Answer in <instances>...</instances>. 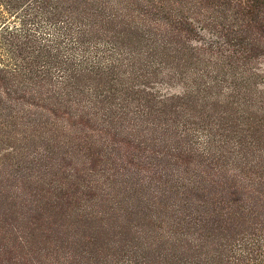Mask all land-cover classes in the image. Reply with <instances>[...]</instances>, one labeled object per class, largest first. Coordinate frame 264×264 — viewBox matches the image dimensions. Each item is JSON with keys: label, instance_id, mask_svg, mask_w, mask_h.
<instances>
[{"label": "trees", "instance_id": "trees-1", "mask_svg": "<svg viewBox=\"0 0 264 264\" xmlns=\"http://www.w3.org/2000/svg\"><path fill=\"white\" fill-rule=\"evenodd\" d=\"M205 3L243 14L208 30L218 20L196 11ZM263 21L264 0H0V126L7 116L25 127L33 117L55 127L66 118L95 121L92 111L117 105L102 119L105 134L115 121L164 132L166 142L135 137L149 154H167L149 162L156 169L138 167L166 187L160 232L146 233L150 241L119 236L77 264H264L256 218L264 220L263 156L254 150L264 142V89L260 69L247 64L258 60L253 39H264L252 24ZM252 31L258 37L248 42ZM172 83L181 94L158 87ZM193 156L213 165L209 174L193 178L164 161ZM143 180L152 186L150 175ZM246 222L252 232L241 228Z\"/></svg>", "mask_w": 264, "mask_h": 264}, {"label": "rangeland", "instance_id": "rangeland-1", "mask_svg": "<svg viewBox=\"0 0 264 264\" xmlns=\"http://www.w3.org/2000/svg\"><path fill=\"white\" fill-rule=\"evenodd\" d=\"M227 5L218 7L214 3L209 8V3H205L196 11L207 15L214 12L218 22L208 29L214 31L216 27L221 29L233 24L243 14L236 12L231 16ZM205 23L202 21L200 26L204 27ZM252 25L264 30V21ZM203 34L206 38L209 36L208 31ZM245 37L249 42L258 35L252 31ZM253 40L258 60L247 64L260 69L258 82L259 89L263 90L264 39ZM234 67L232 74L237 78L236 69L244 67ZM172 84L158 87L166 94H181L182 88ZM116 106L111 110L103 106L99 112L92 111L97 113L91 115L96 117L95 121L66 118L56 121V127L36 117L26 127L19 125L13 116L2 120L6 127L0 126V264H64L66 261L77 264L86 252H108V248L120 243L119 236L125 239L137 236L150 241L152 238L146 233L160 232V222L167 214L165 206L170 202L161 195L166 187L159 182L160 174L138 171V167L156 169L149 162L158 165L161 155L165 158L167 154H149L135 137L166 142L162 137L164 132H144L145 127H152L150 124L133 129L128 121L119 124L115 121L109 135L105 134L107 125H103L102 119L111 116ZM187 112L191 122H198L192 111ZM254 150L263 156L257 160L264 172V142L257 143ZM153 155L157 157L150 158ZM164 161L169 167L179 165L193 178L209 174L213 166L195 156L182 165ZM146 175L152 177L150 188L143 180ZM171 200L178 203L175 197ZM169 216L173 214L169 212ZM256 218L264 223L261 213ZM248 225L246 222L241 228L252 232Z\"/></svg>", "mask_w": 264, "mask_h": 264}]
</instances>
